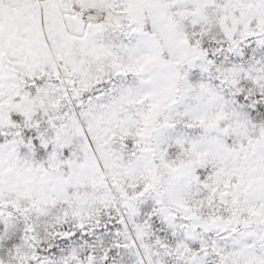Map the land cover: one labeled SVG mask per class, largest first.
<instances>
[{
	"label": "snow or ice",
	"instance_id": "snow-or-ice-1",
	"mask_svg": "<svg viewBox=\"0 0 264 264\" xmlns=\"http://www.w3.org/2000/svg\"><path fill=\"white\" fill-rule=\"evenodd\" d=\"M0 264H264V0H0Z\"/></svg>",
	"mask_w": 264,
	"mask_h": 264
}]
</instances>
